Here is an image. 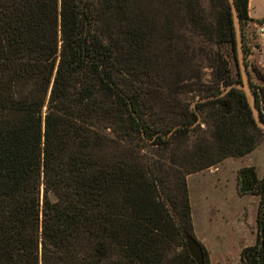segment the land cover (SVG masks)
Wrapping results in <instances>:
<instances>
[{
  "label": "trees",
  "instance_id": "16d2710c",
  "mask_svg": "<svg viewBox=\"0 0 264 264\" xmlns=\"http://www.w3.org/2000/svg\"><path fill=\"white\" fill-rule=\"evenodd\" d=\"M168 2L156 21L133 0H0V264H197L186 177L251 153L264 129L242 90L201 101L240 79L222 49L236 55L229 0ZM248 2L236 0L246 60ZM173 11L201 37L191 53ZM188 61L195 80L180 78ZM251 86L264 120V87ZM152 95L167 105L155 125ZM146 144L177 154L156 160ZM239 185L261 196L243 264H264V176L244 167Z\"/></svg>",
  "mask_w": 264,
  "mask_h": 264
},
{
  "label": "rangeland",
  "instance_id": "374dc122",
  "mask_svg": "<svg viewBox=\"0 0 264 264\" xmlns=\"http://www.w3.org/2000/svg\"><path fill=\"white\" fill-rule=\"evenodd\" d=\"M168 3V0H133V7L138 10L141 14H144V16H146L148 19L158 21L159 19L166 16V14L169 12ZM171 19L173 25L176 27V34L179 36L178 38H175V42L177 43L176 47L179 46V50H183V52L184 49L189 51L190 53L193 52V49L196 47V45L193 44L192 37L194 36L198 44L201 41V37L195 35V31L191 28V25L187 23L188 20L186 19L184 12L180 11L178 14H176L175 11H173ZM153 38L154 40L157 39L156 36H154ZM246 39L248 46L247 61L249 63L250 80L253 82L254 86L262 88L264 87V38L258 35L256 27H250L246 30ZM153 46H157V44L153 43ZM222 49L226 58L230 62L232 74L235 79H237L239 75L232 47L229 44H226L223 46ZM186 64L181 67L182 75L180 78H182L183 80H195L194 76H196V68H199L200 74L202 75V80L208 83L212 81V71L206 59H203V66L201 68H194L195 66L189 61ZM192 68L194 69L192 70ZM160 82H162L160 78L155 77L154 83ZM163 99V97L161 98L157 95H152L145 99L144 110L147 114L146 117L148 118L149 122H152L154 125L157 123L159 116L164 113L163 107L167 106L166 104H164L165 100ZM168 99L171 100L170 98ZM196 100H199V97H196L195 100L190 102L191 108H193L192 105L194 102H196ZM151 105L152 108L150 107ZM201 120L202 118L200 119V121ZM202 128H206V125L204 123L202 124ZM201 135L202 133H199L197 135L190 134L191 138H195L196 136ZM172 142H176V140L173 139ZM157 149V147H154L151 144H146L144 148V153H147L150 150L153 152L151 153L154 155V158L160 161H164L165 156L168 157L167 161H170L177 154V150H175L173 144H171L170 148L167 151H162V149H160L159 152H157ZM248 165H250V167L252 165H256V167H258L259 174H261L264 169V132L261 135L254 155H248L244 157H228L222 160L221 162L217 163L216 165L211 166L210 168H206L202 171H199L198 173H191L186 177L187 184L188 178H190V191L193 195L197 196H200L202 190H208L212 192L214 190L215 184L222 183L217 180L218 178L223 179L225 177H228L232 182H236L237 180L238 186H240V171L244 168V166ZM162 175L164 177H168L166 172H163ZM248 213V219H246L245 221L240 220L241 225L244 228L243 230H245L246 234L249 231L248 225L252 224L253 222V209L250 208ZM241 264H243V260Z\"/></svg>",
  "mask_w": 264,
  "mask_h": 264
},
{
  "label": "crops",
  "instance_id": "0c3cea01",
  "mask_svg": "<svg viewBox=\"0 0 264 264\" xmlns=\"http://www.w3.org/2000/svg\"><path fill=\"white\" fill-rule=\"evenodd\" d=\"M248 15L250 20L245 34L247 28L255 27L260 20H264V0H249ZM255 152L256 149L244 156L254 155ZM252 166L258 178H262L264 169L259 174L258 167ZM217 180L222 183L215 184L212 192L202 190L197 196L191 193L188 178L193 232L209 252L210 264H241L243 250L255 245L258 240L257 215L261 196L240 193L237 180L232 182L228 177ZM250 208L253 209V222L248 225L246 234L240 220L248 219Z\"/></svg>",
  "mask_w": 264,
  "mask_h": 264
},
{
  "label": "water",
  "instance_id": "95a60500",
  "mask_svg": "<svg viewBox=\"0 0 264 264\" xmlns=\"http://www.w3.org/2000/svg\"><path fill=\"white\" fill-rule=\"evenodd\" d=\"M233 15V23L235 29V38H236V55L235 62L239 72L240 79L230 83L221 85V93L215 96L205 97L201 101H206L208 99L218 98L226 95L232 89H239L245 93L246 99L251 107L254 120L256 124L264 129V120L261 115V110L257 105L256 95L251 87L250 80V71L247 65L245 47H244V38H243V27L241 22V16L236 4V0H229ZM196 102L193 103L192 107L196 109ZM177 127L171 130L170 134H173ZM185 241L187 248L191 256L195 259L197 264H205V253L202 244L199 240L191 234L189 231L184 230Z\"/></svg>",
  "mask_w": 264,
  "mask_h": 264
},
{
  "label": "built area",
  "instance_id": "2783aa9c",
  "mask_svg": "<svg viewBox=\"0 0 264 264\" xmlns=\"http://www.w3.org/2000/svg\"><path fill=\"white\" fill-rule=\"evenodd\" d=\"M255 27L258 35L264 38V23L259 22Z\"/></svg>",
  "mask_w": 264,
  "mask_h": 264
},
{
  "label": "flooded vegetation",
  "instance_id": "af4514ba",
  "mask_svg": "<svg viewBox=\"0 0 264 264\" xmlns=\"http://www.w3.org/2000/svg\"><path fill=\"white\" fill-rule=\"evenodd\" d=\"M244 177L246 178V182H250V178L248 174H244Z\"/></svg>",
  "mask_w": 264,
  "mask_h": 264
}]
</instances>
